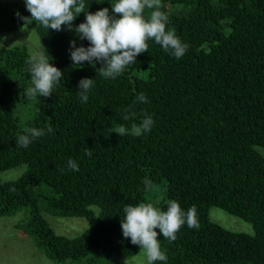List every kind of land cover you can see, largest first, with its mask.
<instances>
[{
    "label": "trees",
    "instance_id": "obj_1",
    "mask_svg": "<svg viewBox=\"0 0 264 264\" xmlns=\"http://www.w3.org/2000/svg\"><path fill=\"white\" fill-rule=\"evenodd\" d=\"M115 2L84 0V11L108 7L111 15ZM164 2L177 8L168 10ZM161 4L169 18L166 30L174 29L189 45L185 55L177 59L148 40V52L116 79L100 76L99 63L73 66L70 42L89 45L75 27L55 31L35 21L26 24L34 28L50 63L63 72L53 93L35 101L25 96L28 52L0 47V171L25 166L16 178L0 181V216L27 206V221L15 228L55 263L118 264L108 258L136 254L140 248L123 236L121 219L126 205L152 202L145 199L150 190L142 183L148 177L153 187H163L154 206L166 210L170 199L184 211L195 206L199 222V228L182 225L175 241L160 234L167 260L154 264H264V157L254 149L264 147V0ZM150 11L145 9L146 18ZM17 12L30 16L15 0L0 2V29L25 24ZM85 12L74 13L73 26L85 20ZM85 77L94 84L81 103L77 85ZM140 93L147 102L133 104ZM26 102L33 113L19 122L15 108ZM126 109L136 116L124 120ZM145 113L154 120L149 132L139 137L130 131L110 133L139 124ZM48 125L52 133L27 148L16 146L24 127L46 131ZM69 158L78 171L68 168ZM37 197L43 198L40 205ZM210 206L249 222L253 233L210 221ZM40 207L55 216L84 217L87 226L74 237L56 234Z\"/></svg>",
    "mask_w": 264,
    "mask_h": 264
},
{
    "label": "clouds",
    "instance_id": "obj_2",
    "mask_svg": "<svg viewBox=\"0 0 264 264\" xmlns=\"http://www.w3.org/2000/svg\"><path fill=\"white\" fill-rule=\"evenodd\" d=\"M25 6L30 16L17 15L25 24L39 23L48 30L61 31L63 25L69 29L75 27V32L81 40H87L89 45L76 46V41L70 42V58L74 67H81L87 62L92 67L97 63L98 74L105 79H116L122 75L126 67L136 63L139 54L148 52V40H154L166 52L177 59L182 58L189 45L183 43L176 35L174 29L166 30L168 15L161 11V0H116L111 6V15L108 7L100 8L95 12H85L84 0H25ZM145 9L151 10L148 17L144 15ZM85 12V20L77 26L73 21L75 14ZM45 48L42 51L30 53L25 60L27 71L30 73V86L25 89L28 100L35 101L38 97H49L55 86L59 85L63 77L61 69L50 63ZM93 78H81L78 82V97L81 103L89 99L88 93L93 87ZM147 97L140 93L133 104L146 103ZM131 107V106H130ZM124 120L136 116L135 111L125 110ZM154 120L151 115H145L137 124L133 122L128 129L124 125L117 126L110 133L119 136L129 131L137 137L151 130ZM47 133H52L53 128L48 125L44 128L24 127L22 134H18L16 146L27 148L34 140ZM109 133V134H110ZM109 136V135H108ZM108 138V137H106ZM85 155L91 157L92 152L86 150ZM67 166L72 171H78L77 162L69 158ZM63 172L64 169H61ZM144 189L151 190L153 182L148 177L143 178ZM14 192L15 189H9ZM125 216L121 219L122 233L125 238H130L134 245L143 249L147 264L156 261H166L167 256L161 250L158 232L170 241H175L177 232L185 223L189 228H199L197 209L192 206L187 211L182 210L180 204L170 199L167 209L161 210L152 202H141L137 205H126L123 209Z\"/></svg>",
    "mask_w": 264,
    "mask_h": 264
},
{
    "label": "rangeland",
    "instance_id": "obj_3",
    "mask_svg": "<svg viewBox=\"0 0 264 264\" xmlns=\"http://www.w3.org/2000/svg\"><path fill=\"white\" fill-rule=\"evenodd\" d=\"M6 0H0V2ZM26 9L25 0H15ZM168 10H175L177 6L169 5L164 2ZM27 10V9H26ZM18 46L26 49L28 54L34 51H42L43 47L34 28L30 25L21 24L15 28L7 30L0 29V47ZM33 113L31 102L19 103L15 108V116L19 122L28 119ZM254 149L264 157V147L255 146ZM25 169L23 164L0 171V181H8L19 176ZM47 189V188H46ZM48 190V189H47ZM48 193L50 191L48 190ZM163 195V187L161 184L154 186L145 199L152 200L157 203ZM43 200L37 197V203ZM40 214L47 221L49 226L56 234L66 237H74L79 235L87 226L84 217L77 216H55L44 211L40 207ZM207 217L210 221L220 225L221 227L235 232L252 234L253 228L251 224L237 216L229 214L218 207L210 206L207 211ZM28 219V207L23 206L15 210L13 213L0 216V264H80L81 260H66L62 263H55L49 260L40 249L34 244L33 239L21 229L15 228L16 224H24ZM158 239H160L159 230ZM114 260L118 264H147L146 255L143 249L130 257H119L112 255L108 258Z\"/></svg>",
    "mask_w": 264,
    "mask_h": 264
}]
</instances>
